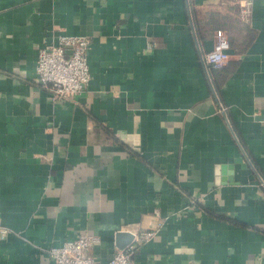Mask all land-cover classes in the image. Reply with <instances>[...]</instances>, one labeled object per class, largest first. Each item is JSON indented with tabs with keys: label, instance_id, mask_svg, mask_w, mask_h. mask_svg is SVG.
Returning a JSON list of instances; mask_svg holds the SVG:
<instances>
[{
	"label": "crops",
	"instance_id": "1",
	"mask_svg": "<svg viewBox=\"0 0 264 264\" xmlns=\"http://www.w3.org/2000/svg\"><path fill=\"white\" fill-rule=\"evenodd\" d=\"M59 34L91 39L92 78L57 104ZM120 231L133 264H264V0H0V264L85 233L105 263Z\"/></svg>",
	"mask_w": 264,
	"mask_h": 264
},
{
	"label": "built area",
	"instance_id": "2",
	"mask_svg": "<svg viewBox=\"0 0 264 264\" xmlns=\"http://www.w3.org/2000/svg\"><path fill=\"white\" fill-rule=\"evenodd\" d=\"M245 12L243 10V14ZM90 46L91 39L88 36L59 34L40 49L36 64L37 81L49 91L53 103L71 99L88 87L92 78ZM231 48L228 33L218 28L214 32L213 47L202 51V59L211 68H221L231 59ZM142 234L145 239H150L155 231ZM99 241V236L85 233L51 247L49 253L55 264H133L134 245L118 249L105 263L96 262L88 255V250Z\"/></svg>",
	"mask_w": 264,
	"mask_h": 264
},
{
	"label": "water",
	"instance_id": "3",
	"mask_svg": "<svg viewBox=\"0 0 264 264\" xmlns=\"http://www.w3.org/2000/svg\"><path fill=\"white\" fill-rule=\"evenodd\" d=\"M134 235L132 232L128 231H120L116 235V242L119 249H125L128 245H130L134 240ZM124 237H127L124 239Z\"/></svg>",
	"mask_w": 264,
	"mask_h": 264
}]
</instances>
